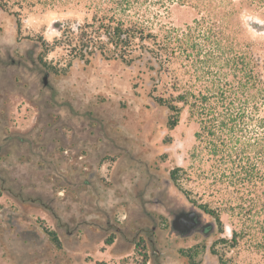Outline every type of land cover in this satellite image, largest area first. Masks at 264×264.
Returning a JSON list of instances; mask_svg holds the SVG:
<instances>
[{
    "label": "rangeland",
    "instance_id": "rangeland-1",
    "mask_svg": "<svg viewBox=\"0 0 264 264\" xmlns=\"http://www.w3.org/2000/svg\"><path fill=\"white\" fill-rule=\"evenodd\" d=\"M226 1L0 0V264H264L261 181L215 176L174 100L237 53L264 71V0L233 24ZM108 21L147 37L117 46ZM224 133L242 154L259 130ZM171 207L208 228L176 235Z\"/></svg>",
    "mask_w": 264,
    "mask_h": 264
},
{
    "label": "trees",
    "instance_id": "trees-1",
    "mask_svg": "<svg viewBox=\"0 0 264 264\" xmlns=\"http://www.w3.org/2000/svg\"><path fill=\"white\" fill-rule=\"evenodd\" d=\"M226 2L230 7L225 16L233 24L247 5V0H227ZM110 24L108 21L101 28L110 33L117 46L128 47L133 39L143 40L147 37L140 29L125 27L119 21L112 23L113 25ZM157 46L159 49L156 55L154 54L155 61H167L164 45ZM173 48L171 54L175 52ZM175 48L179 51L180 45ZM151 60L152 58L148 59L149 62ZM228 65L230 73L227 79L211 83L205 93L199 92L195 95L192 91L186 90L174 100L187 105L190 117L199 124V130L194 136L202 145V149H205L209 157L218 163L227 161L224 165L228 164V167L219 168L215 176H228L226 178L235 179L240 184L247 185L258 179L261 181V194L264 195V71L260 72L256 69L259 66L256 65L253 56L243 53L232 56L228 60ZM166 106L171 112L179 111L172 102L167 101ZM248 125H254L259 130V133L253 137V144L249 145L253 152L238 154L232 144L235 143L233 140L239 141V139L229 135L227 144L224 132L241 131ZM223 134L224 137H222ZM261 208L264 209V201Z\"/></svg>",
    "mask_w": 264,
    "mask_h": 264
},
{
    "label": "water",
    "instance_id": "water-1",
    "mask_svg": "<svg viewBox=\"0 0 264 264\" xmlns=\"http://www.w3.org/2000/svg\"><path fill=\"white\" fill-rule=\"evenodd\" d=\"M250 25L254 29L263 28L262 24L256 22H250ZM44 84H45V79H44ZM194 218H195L194 211L178 214L170 222L171 229L181 236L189 235L193 232L194 226L196 225Z\"/></svg>",
    "mask_w": 264,
    "mask_h": 264
},
{
    "label": "flooded vegetation",
    "instance_id": "flooded-vegetation-1",
    "mask_svg": "<svg viewBox=\"0 0 264 264\" xmlns=\"http://www.w3.org/2000/svg\"><path fill=\"white\" fill-rule=\"evenodd\" d=\"M189 211H194L195 212V218H194V220H195V222H196V225L194 226V230H193V232L191 233V234H193V233H197V232H203L206 228H208V227H206V226H203V224H202V221H201V218H202V215L198 212V211H196V210H194V209H192V208H190V209H188V208H184V207H180V208H176V207H171L170 208V210H169V213H170V215H171V218L173 219L175 216H177L178 214H181V213H187V212H189ZM171 219V220H172ZM210 228L213 230V226H210ZM173 231V230H172ZM174 232V231H173ZM176 235H179L178 233H176V232H174ZM191 234H189V235H191ZM189 235H185V236H181V235H179V236H181V237H186V236H189Z\"/></svg>",
    "mask_w": 264,
    "mask_h": 264
}]
</instances>
